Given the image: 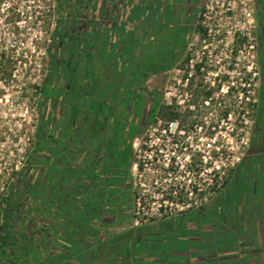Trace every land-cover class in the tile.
<instances>
[{"label":"rangeland","instance_id":"374dc122","mask_svg":"<svg viewBox=\"0 0 264 264\" xmlns=\"http://www.w3.org/2000/svg\"><path fill=\"white\" fill-rule=\"evenodd\" d=\"M209 1L120 9L119 0H0V22L12 25L30 54L7 62L2 76L12 87L0 91V114L15 118L0 122L6 134L1 163L25 164L2 168L4 183L14 184L29 168L44 99L57 96L54 69L70 65L83 120L91 123L89 131L85 122L77 127V165L82 172L96 167L88 182L95 185L100 172L97 179L115 186L96 193L90 233L150 241L147 250L157 258L143 255L142 264L148 257L160 264H264V146L255 149L256 140H264V0L250 5L252 25L243 21L242 5L228 12L229 5ZM44 6L50 13L41 18ZM207 7L215 17L210 37L202 25ZM111 10L113 16L122 11L127 23L119 73L112 81L81 80L90 37L104 28ZM8 32L2 28V37ZM168 108L179 115L170 131L164 120L156 123ZM100 148L109 154L98 166L93 152L84 153Z\"/></svg>","mask_w":264,"mask_h":264},{"label":"trees","instance_id":"16d2710c","mask_svg":"<svg viewBox=\"0 0 264 264\" xmlns=\"http://www.w3.org/2000/svg\"><path fill=\"white\" fill-rule=\"evenodd\" d=\"M211 97L209 92L206 98ZM44 107L31 164L9 187L3 201L0 264H141L143 255L157 258L147 250L146 243L150 241L135 240L132 234L114 239L90 233L88 216L95 208L96 193L112 191L114 183L97 179L99 172L94 185L88 182L93 180L87 174L91 170L72 168L66 157L63 160L59 156L56 118L50 112L51 106ZM168 111V116L156 117V123H167L166 131L179 118L177 113H171L172 108ZM47 132L53 136L47 137ZM48 164L49 170L44 167ZM138 168H142L141 163Z\"/></svg>","mask_w":264,"mask_h":264},{"label":"crops","instance_id":"0c3cea01","mask_svg":"<svg viewBox=\"0 0 264 264\" xmlns=\"http://www.w3.org/2000/svg\"><path fill=\"white\" fill-rule=\"evenodd\" d=\"M197 1L199 0H119V3L120 9H124L125 7L128 8L129 6L135 7L134 5H195V2ZM110 9H112V5ZM104 15L106 18L104 28L100 31V33H95L90 37V44L92 47H90L91 49L89 52V65L85 75L83 73L84 71L79 73L84 75L81 76V80H84L85 76L87 75L89 79L93 81L99 82L100 80V82H106L108 79L112 81V79L116 80L115 77L119 73L117 71V66L124 54V42H126V39L123 35L125 34L124 31L127 29V23L126 20H123L125 16L123 17L122 11L116 12L113 16L111 10L109 17V13H105ZM77 71L78 70L75 72L76 74ZM77 90L80 93L78 88ZM75 102L76 100L73 101V103H67L66 97H64L60 103V107L63 112L62 116L56 118L58 131L56 139L60 144L59 156L62 155L61 158H63V160H65L64 157H66L67 163L72 164V168L78 167L76 158V136L73 129L74 123H76V120L79 119V110L82 108V104H77ZM73 105H75V108H73ZM72 108L73 111H71ZM45 122L47 124L49 122L48 119H46ZM46 134L47 137L52 135L49 132ZM48 150L49 148H47V151ZM90 159L91 156H88V160L86 162L88 163ZM50 166V164L44 165L47 170H49ZM154 260L146 258V264H160V262Z\"/></svg>","mask_w":264,"mask_h":264},{"label":"built area","instance_id":"2783aa9c","mask_svg":"<svg viewBox=\"0 0 264 264\" xmlns=\"http://www.w3.org/2000/svg\"><path fill=\"white\" fill-rule=\"evenodd\" d=\"M253 0H210L207 5H229V7L227 8V11L229 12L230 9V5H242V15H243V21H245V24H254V17H253V10L251 8L250 5H253ZM43 12L40 13L41 18H44L45 14L50 13V6H44L42 7ZM215 17H213V7H207V12L203 15V21H202V25L204 26V30L207 32V36H211L213 33V29H212V24L211 22H215L214 21ZM2 22H0V91L1 90H8L6 89V87L11 88L12 85L11 83H7V85H5L4 80L2 79L3 73L5 71H8L6 69V64L7 62H11L12 64L14 63V59H17L19 57H22L24 59H30L29 56L30 54L25 51L26 48L25 43H22L19 39H17V37L15 36L13 30L14 28L11 27L10 25H6L3 24L1 25ZM43 22L40 20L38 25H42ZM4 28L6 29V31H10L11 33H4L6 35H4V37H2V33H1V29ZM241 34V36L245 37L248 36V33H244L241 32L239 33ZM239 36V35H238ZM18 41H20V44L18 43ZM21 46L23 48H21ZM44 55L46 54V51L43 53ZM31 64V62H29ZM13 72L17 71V70H12ZM2 97H0V103L2 102ZM15 116L12 115H5L2 116L0 114V122L2 121H12L14 120ZM2 128L3 126L0 125V153H1V146H3L2 142V136H5L6 134L2 132ZM10 136L8 135L9 139ZM3 139H6V136L3 137ZM8 142V140H7ZM12 143H14V141L12 140ZM28 148V146H26V149ZM26 149H22L20 150V152L24 153L26 151ZM9 150V149H8ZM9 155L13 154L14 151L13 150H9L8 151ZM8 159H10L9 156H7ZM25 164L22 161H19L18 163H14L13 161H5L4 163H1V158H0V171L2 168L6 169V170H14V169H18L19 167H24ZM14 181V180H13ZM12 184L9 183H4V181L1 179V175H0V201H1V196L4 195V198L6 197L7 193H8V189Z\"/></svg>","mask_w":264,"mask_h":264},{"label":"flooded vegetation","instance_id":"af4514ba","mask_svg":"<svg viewBox=\"0 0 264 264\" xmlns=\"http://www.w3.org/2000/svg\"><path fill=\"white\" fill-rule=\"evenodd\" d=\"M70 32H71V30H70ZM70 36H71V34L68 35V38L66 39V42H68V41L70 42V39H71ZM66 54H68V52ZM84 56H85V53H84ZM89 57H90V55L88 56V59H90ZM57 59H58V57H57ZM54 70H55V73H56L55 74L56 82H54L53 84H51V87H53L54 90L57 92V96H56V99L45 98L44 99V104L47 105V106H49V107L51 106L50 107L51 114L53 113L54 117L55 118H58V117L62 116V113H63L62 112V109L60 107V103L62 102V99L64 97H66V102L67 103H70V102L73 103V101L76 100L75 103L80 104V96H79L80 93L77 90L78 87L75 86L73 84V82L71 81V77L68 76L69 73L71 72V70L72 71L74 70L73 66H70V65L63 66L62 65V67H60V65H59V67L56 66V68ZM55 106H58V107H56L57 109L55 108ZM84 107L83 106H82V108L80 107L81 109L79 110V113H78L79 114V116H78L79 119L77 118L78 120H76V123H74V129H73L75 131V136H76V139L75 140H76V158H77V164H80V163H78V162H80V155H79L80 154L79 153L80 148H79V145H78L79 144V139H78V133H77L78 124H79V122H85L86 123V129H88V131H89V125L91 124L89 122L88 117L87 118L85 117V120H83L84 119V116H82V113L84 112ZM115 107H117V106H115ZM73 108H75V105H73ZM73 108L71 109V111H73ZM111 132L113 133V128H111V126H110V133ZM88 139H89V137L86 136V138H85V142L86 143L87 142H90V141H88ZM256 142H258V144L255 145V149H256V151H259L264 146V140L261 141V143L258 140H256ZM104 145L105 144L103 143L102 144V147ZM261 145H262V147H261ZM101 149L102 148H100V150H97L98 152H95V151H92L90 149H87L84 154H87L88 151L93 152V155H94V157H93L94 164L100 166L99 163L101 161L103 162V160L107 159V156L109 154L108 151L105 154H101L102 153L101 152ZM111 152H110V154H111ZM123 156H125V159L127 160V157H128V151H127V149H125V152H124V155ZM110 160H111V158L109 159V161ZM83 163H85L84 160H83ZM126 165L122 164V168H123V166H126ZM90 167L96 169L95 166L94 167L93 166H89V169H90ZM81 168H82L81 166H78V169H81ZM83 168L86 170L85 167H83Z\"/></svg>","mask_w":264,"mask_h":264}]
</instances>
